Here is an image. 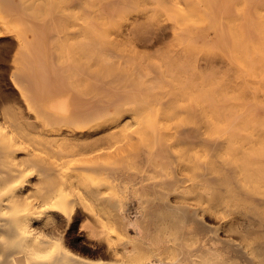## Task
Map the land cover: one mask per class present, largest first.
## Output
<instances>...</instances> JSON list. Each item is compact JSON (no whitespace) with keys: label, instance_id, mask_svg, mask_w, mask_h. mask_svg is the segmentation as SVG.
Listing matches in <instances>:
<instances>
[{"label":"bare ground","instance_id":"1","mask_svg":"<svg viewBox=\"0 0 264 264\" xmlns=\"http://www.w3.org/2000/svg\"><path fill=\"white\" fill-rule=\"evenodd\" d=\"M43 1H32L45 16L38 19L0 0L19 37L14 56L0 58V85L8 73L13 87L0 91V264H264V118L255 108L244 118L178 120L168 135L160 123L150 132L141 122L124 127L167 87L189 86L212 104L209 91L196 90L209 84L200 39L203 50L229 46L264 72V0H208L204 30L171 28L177 62L169 66L146 61L137 39L121 53L109 47L97 16H121L129 3L113 0L76 26ZM88 2L85 9L95 6ZM130 26L122 31L128 39ZM157 30L163 25L147 32ZM7 31L0 26V36ZM113 59L122 71L106 74ZM234 230L248 238L234 243Z\"/></svg>","mask_w":264,"mask_h":264},{"label":"rangeland","instance_id":"2","mask_svg":"<svg viewBox=\"0 0 264 264\" xmlns=\"http://www.w3.org/2000/svg\"><path fill=\"white\" fill-rule=\"evenodd\" d=\"M13 1L16 3V5L18 4L17 9L19 11H23L25 14H29L35 18L38 17V19L45 17L40 14H38V16L35 15V13L33 12L35 8V4H33L32 2L33 0H19V1L13 0ZM112 1L113 0H102V1L85 0L84 2V0L82 1L81 0H50L52 5L55 4V6L54 5L52 6L53 10L56 11V13L53 12V15L59 18L70 16L69 21L73 22V24H76V26L80 24L82 25L86 24L84 23L85 16L89 17V20L96 17L99 8H102L103 11L106 12L111 10ZM119 1L124 2V4L129 3L130 5H132V7L128 9V11H124L123 13H121L122 14L121 16L119 15L110 16L107 21L103 19L105 18V14L97 16L99 18L97 19V22H100L101 25L105 27L103 31L105 33L107 32V36H108L107 42L109 44V47L114 48L116 50V53L117 52L121 53L125 49H129L130 47L129 44L137 39V41L135 42L139 43V44L137 43L138 44L137 47L141 51L142 57L146 61L153 63L161 62L160 64L163 65L166 64V66L167 65L169 66L177 62L175 56H172V54L174 53L173 44L176 42L173 36L174 30L171 29L172 27L187 26L189 28H194V29L195 27H199L196 29L204 30L211 23L208 0L207 1L206 0H119ZM39 2L41 3L42 6L43 2L45 1L39 0ZM87 2L90 4L94 3L95 6L92 8L85 9V5H87ZM68 4L71 5L70 9H65L64 6ZM96 4L98 7H96ZM5 16L6 15L0 10V26L5 25L7 26L8 29L7 34L6 32H4L5 34L3 36H0V58L10 60V58H12L16 53V42L19 40V37L17 35L18 31L16 30L17 25L13 22H7V19L3 18ZM226 16L229 22L226 21L224 24L227 27H230L232 13L229 12L226 14ZM155 23H160L161 25H163V30L160 31L157 30L159 33L156 32V34L147 32L148 28L154 25ZM130 25H132L131 30H133V33H132V37L128 39L125 38L126 36L122 31L125 28L128 27L130 28L131 27ZM164 26L167 28H165ZM133 28L135 29L138 35L136 34ZM166 32H168L169 34L168 33L166 34ZM149 34L150 35L153 34L152 36H154L155 34V36H157V39L156 37L152 38V40L156 39V42L153 41L155 43L153 45L147 46L148 48H146V46L141 47L140 42H142V40H145L147 37H149L150 39ZM159 34L163 35V36L161 35L162 38L166 36L163 38L164 41H161L160 39L161 37ZM108 40L111 41L109 42ZM203 40L200 39V44H201V48L204 49V47L206 46L205 45L206 41L205 39ZM163 42L165 45L163 44ZM202 43H204V45ZM155 49L161 51L158 52V50L156 51ZM203 49L200 53L201 55L200 62L202 64V69H203L202 74L204 73L206 74L207 72L206 75L208 76L209 74H211L212 77L210 76L211 78L207 79L206 75H204L205 77L202 76L204 80H209L206 81L209 84L208 85L206 84L203 88L196 90H201V92L209 91L215 97L212 100V104H210L209 101L202 100L201 98L199 100L198 99L199 95L197 93H194L193 91L189 93L188 90L191 89V87L189 86L186 87L175 86L174 88L167 87L163 89V91H161L159 95H157L158 97L157 104L154 105L153 103V105H150L151 106L150 108L142 107L136 110V112L140 114L139 117H135L138 116V114L132 115L135 121L133 119H128L127 117L125 118L128 120V122H126L127 124L124 125L125 129L127 130L126 132L134 131L135 128L138 127L141 122L140 125L145 123L144 128L146 127L147 131L149 132L150 129H152V127L156 128L158 127V125L156 126V124L160 123L159 125L161 130L164 129V131L162 132L166 134L169 131H173L170 127H175L174 123L178 125L181 124L182 122L186 123V121H188L187 123L215 122L217 120H222L227 118L225 116H220V113H227L228 116L229 114L233 116L241 114L242 118H244L246 113H249L251 111L249 110V108H255L252 111L255 115L259 116V119L262 120L264 118L263 115L264 114V76H263L264 72H260L258 67L259 65L255 67L256 65L255 66L252 65L244 56H238L236 54L230 53L229 46L225 47V49L209 48L206 51ZM205 49L207 48L205 47ZM150 52H153V54L151 53V55H149ZM118 60L113 59V62L111 64L104 65V71L106 74L113 75L115 73L122 71V68L119 67ZM209 68H211L212 71ZM8 71L9 70L6 69V72ZM208 71L210 72L208 73ZM172 90H174L176 93H171ZM192 90H194V88ZM0 91L6 94L7 93L10 94L13 91V87L8 78V73L5 74L3 80L1 81ZM178 91H181L182 94L181 93L177 94ZM217 96L218 98L220 96L228 97L230 100L229 104L223 105L218 103ZM179 108L180 109L182 108L183 111H179L180 110ZM137 119L141 121H137ZM143 120L146 121L142 122ZM166 120L168 121L166 122ZM178 120L180 121L182 120V122ZM136 122H138V124ZM132 123L133 124L136 123V124L130 125ZM146 124L148 127L146 126ZM165 124H167L166 126L170 128L169 130L168 128L167 130L166 128H164ZM130 128H134V129L130 130ZM118 138L119 137L111 139V141L115 142L116 139L118 140ZM104 142L108 143L110 142V140L106 139V141ZM186 171L188 172V174H193L192 171H188V170ZM184 172L185 171H183V173ZM169 199H171L173 202L176 203H180L184 201L187 204H190L191 206H195L196 203H198L197 198L184 199V198H178L173 194H170ZM206 220L209 223H215L212 219L206 218ZM78 229L79 228L77 227L75 228V233H77ZM245 236H247L246 232L239 234L235 230L230 231L228 233V237L232 241H234V243H238L242 241V239H245ZM259 238L260 237H258V239Z\"/></svg>","mask_w":264,"mask_h":264}]
</instances>
